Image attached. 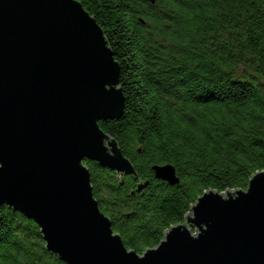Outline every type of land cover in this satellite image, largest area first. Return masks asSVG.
Here are the masks:
<instances>
[{
	"label": "trees",
	"instance_id": "trees-1",
	"mask_svg": "<svg viewBox=\"0 0 264 264\" xmlns=\"http://www.w3.org/2000/svg\"><path fill=\"white\" fill-rule=\"evenodd\" d=\"M78 1L121 66L123 115L99 126L137 175L84 164L112 229L143 253L203 192L245 189L264 170V0ZM167 163L178 184L155 178L152 167ZM0 264L66 263L36 222L3 206Z\"/></svg>",
	"mask_w": 264,
	"mask_h": 264
},
{
	"label": "water",
	"instance_id": "water-1",
	"mask_svg": "<svg viewBox=\"0 0 264 264\" xmlns=\"http://www.w3.org/2000/svg\"><path fill=\"white\" fill-rule=\"evenodd\" d=\"M120 71L80 1L0 0V207L36 222L46 250L66 264H264L263 169L245 189L203 192L143 253L112 229L84 160L137 175L99 126L123 115ZM152 170L180 181L171 164Z\"/></svg>",
	"mask_w": 264,
	"mask_h": 264
}]
</instances>
